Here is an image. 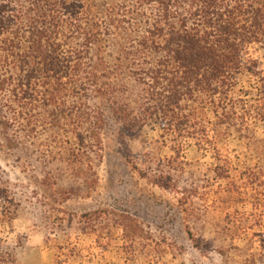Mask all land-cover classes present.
<instances>
[{"label":"rangeland","instance_id":"rangeland-1","mask_svg":"<svg viewBox=\"0 0 264 264\" xmlns=\"http://www.w3.org/2000/svg\"><path fill=\"white\" fill-rule=\"evenodd\" d=\"M110 39L89 51L106 95L69 98L70 117L42 107L15 121L0 95V264H264V40L244 57L230 120L208 111L196 141L155 119L126 126L142 87Z\"/></svg>","mask_w":264,"mask_h":264},{"label":"trees","instance_id":"trees-1","mask_svg":"<svg viewBox=\"0 0 264 264\" xmlns=\"http://www.w3.org/2000/svg\"><path fill=\"white\" fill-rule=\"evenodd\" d=\"M102 1L97 9L85 0H25L15 14L0 4V95L11 93L13 120L42 107L70 117L69 98L106 95L89 51L110 37L142 87V117H124L127 127L155 119L171 135L203 141L208 111L230 120L237 76L251 71L244 57L264 40V0Z\"/></svg>","mask_w":264,"mask_h":264}]
</instances>
